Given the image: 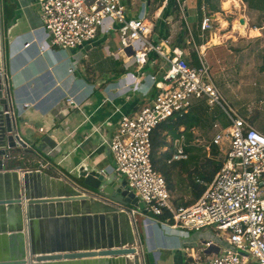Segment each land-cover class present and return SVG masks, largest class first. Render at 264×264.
Listing matches in <instances>:
<instances>
[{"label":"crops","instance_id":"crops-1","mask_svg":"<svg viewBox=\"0 0 264 264\" xmlns=\"http://www.w3.org/2000/svg\"><path fill=\"white\" fill-rule=\"evenodd\" d=\"M33 1L3 0L6 75L21 117L18 133L32 151L24 153V161L8 165L34 170L39 162L48 163L43 172L72 180L84 170L113 174L115 160L109 140L121 116L135 113L157 93L147 78L153 71L151 64L139 74V83L127 87L125 83L134 82L127 75L135 71L126 69L116 35L103 36L93 46L74 50L47 46L51 35ZM159 1L146 0L155 43L167 40L171 47L183 48L196 66L200 65L201 50L216 85L223 84L233 100L229 101L232 108L264 134V0H239L241 8L233 3L230 11L223 6L230 0H181L179 9L174 0H162L160 5ZM127 4L130 16L136 17L142 0H127ZM205 16L212 17L214 24L202 31ZM230 16L235 17L230 20ZM222 20L228 23L225 28ZM242 20L247 29L236 32L234 22ZM106 57L111 61L103 64ZM151 58L159 59L154 53ZM68 98L74 105H69ZM245 99L252 103L242 113ZM226 150L227 145L221 151ZM262 194L264 197V186ZM144 222L141 241L146 264H190L192 257L201 255V248L195 246L215 239L211 230L207 236L187 235L156 221Z\"/></svg>","mask_w":264,"mask_h":264},{"label":"built area","instance_id":"built-area-1","mask_svg":"<svg viewBox=\"0 0 264 264\" xmlns=\"http://www.w3.org/2000/svg\"><path fill=\"white\" fill-rule=\"evenodd\" d=\"M174 1L181 5V0ZM33 6L51 35L47 46L74 50L93 46L103 36L116 35L126 69L137 72L128 73L134 82L124 86L139 83V74L151 64L153 71L147 73V78L157 89L155 97L135 113L122 115L109 140L115 160L113 174L126 181L127 188L143 203V212L160 226L187 235L210 228L215 239L203 241L201 255L192 257L190 264H264V134L222 96L203 52L199 51L200 65L196 66L183 48H173L167 40L155 43L146 0H142L136 17L130 16L127 0H34ZM213 24L214 19L205 16L202 31L212 29ZM151 53L159 59L153 60ZM194 100L204 101L210 109L221 108L228 118V127L212 141L220 150L227 145V150L222 168L206 184L203 195L185 206L175 202L165 177L154 168L151 138L160 123L188 113ZM66 101L74 105L71 98ZM214 127L219 126L216 123ZM184 140V136L170 140L174 153L169 162L188 159ZM25 159L24 153L12 150L3 157L6 163ZM48 166L39 162L37 170ZM166 213L169 217L162 220ZM132 214L146 218L137 210Z\"/></svg>","mask_w":264,"mask_h":264},{"label":"water","instance_id":"water-1","mask_svg":"<svg viewBox=\"0 0 264 264\" xmlns=\"http://www.w3.org/2000/svg\"><path fill=\"white\" fill-rule=\"evenodd\" d=\"M20 123L6 75L0 0V264H146L139 249L145 219L132 214L144 205L126 181L97 169L72 180L11 168L3 160L9 151L32 152Z\"/></svg>","mask_w":264,"mask_h":264},{"label":"trees","instance_id":"trees-1","mask_svg":"<svg viewBox=\"0 0 264 264\" xmlns=\"http://www.w3.org/2000/svg\"><path fill=\"white\" fill-rule=\"evenodd\" d=\"M173 5L176 7V9H179L177 4L173 3ZM200 103L205 102L201 101L197 105ZM205 112L206 110H203L202 107H195L194 105V107L188 113H185L181 116L178 115L176 118H171L168 121L160 123L152 134V162L154 168L165 177L169 189L171 191L174 189L172 183L174 182L175 177H179L177 171H184L189 174L190 187L195 196V200L190 203H180L175 200L178 205L187 206L198 200L205 192L207 187L206 184L212 182L215 175L223 166L222 161L217 162L215 160L208 159L207 161L209 163V169L201 170L200 166L202 164L199 163L197 156L195 155H191L187 160L169 162L174 153V146L168 141V139L171 138L172 140H176L184 136L187 145H189L186 147L187 152H193L194 148L190 146L192 138L190 131L195 127H198L201 121V115ZM182 128H185V131H182ZM212 150L215 155L219 153V148L216 145H212ZM163 151L165 152L163 153ZM191 164H196V167L194 166L195 168L193 170L195 171V175H193V172L189 169ZM201 181H203V184L200 183ZM167 217H169V214L166 213L161 217V219L165 220Z\"/></svg>","mask_w":264,"mask_h":264},{"label":"rangeland","instance_id":"rangeland-1","mask_svg":"<svg viewBox=\"0 0 264 264\" xmlns=\"http://www.w3.org/2000/svg\"><path fill=\"white\" fill-rule=\"evenodd\" d=\"M161 1L162 0L159 1L160 2L159 5L161 4ZM234 17L235 16H230V20H233ZM90 56H91V54H90ZM110 61H111V59H107V57H106V60H103L102 62H103V64H107ZM217 85H218V88L220 89L222 96L224 98L228 97V99H227L228 102L232 101V103H233V100H231V99L229 100L228 93L225 91V86L223 84H220V83ZM244 101H245L244 107L240 108L242 113H244V111L252 103L248 99H245ZM194 102L199 103L200 101L194 100ZM198 103H196L195 107L196 106L202 107V109L203 110L205 109L206 112L201 115V121H200L198 127H195L194 129H192L190 131V133L192 134L190 146L193 147L194 150L191 153L190 152H187V153H188V158H190L191 155L197 156L199 163L202 164L200 166L201 170H203V169L208 170L209 169V163L207 161L208 159H212V160H215L217 162L223 161L225 152H223L219 149V153L217 155H215L213 153V150H212V141H213V138L215 137V135L217 133L222 132L229 125V120L221 108L215 107L213 109H210L209 107H207V105L205 103H200L199 105H197ZM255 103H257V102H254L253 104H255ZM215 123H217L219 127L215 128L214 127ZM170 140H171V138L168 139L169 142H170ZM183 142H184L183 146L186 150V147L189 145H187L186 139ZM165 151H163V153ZM160 154H162V153H160ZM200 164H198V165H200ZM194 166L196 167V164H193V165L191 164L190 168H189L190 171L193 172V175H195V171H193L195 168ZM177 173L179 174V177H175L174 182L172 183V185L174 186L172 193L175 197V200L177 202H180V203L193 202L195 200V196H194V194L191 190V187H190L189 174L184 172V171H177ZM140 212L142 214L146 215L144 224L148 225L150 222H153V220L150 218L149 214L144 213L142 211H140ZM209 231H210V228H205L201 232H194L193 235L202 234L203 236H207V234H210ZM189 234H190V232H189ZM201 239H202V237H201ZM140 248H141V250H140V258H141L143 256V250H142V247H140ZM195 248L200 250L201 246L197 244L195 246Z\"/></svg>","mask_w":264,"mask_h":264},{"label":"bare ground","instance_id":"bare-ground-1","mask_svg":"<svg viewBox=\"0 0 264 264\" xmlns=\"http://www.w3.org/2000/svg\"><path fill=\"white\" fill-rule=\"evenodd\" d=\"M235 4L238 8L240 7V1L239 0H230L224 2V10L230 11L232 4ZM241 8V7H240ZM241 12V11H240ZM243 15V14H242ZM221 19V18H220ZM237 20V19H236ZM224 28L228 25V23L224 20H222ZM246 23H241V21L234 22V30L237 32L241 31L244 33L246 31ZM240 33V32H239ZM230 34V33H229ZM233 35V34H232ZM246 35V34H245ZM253 35V34H252ZM226 38V37H225ZM218 44V43H217Z\"/></svg>","mask_w":264,"mask_h":264}]
</instances>
